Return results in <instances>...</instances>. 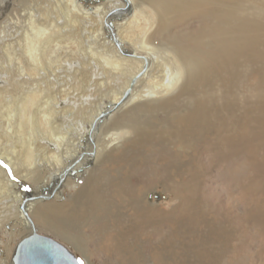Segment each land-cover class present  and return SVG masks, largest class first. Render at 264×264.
Returning a JSON list of instances; mask_svg holds the SVG:
<instances>
[{
	"label": "bare ground",
	"instance_id": "obj_1",
	"mask_svg": "<svg viewBox=\"0 0 264 264\" xmlns=\"http://www.w3.org/2000/svg\"><path fill=\"white\" fill-rule=\"evenodd\" d=\"M79 2L0 0V25L4 20L10 21L9 18L17 20L21 11L28 18L17 43L24 46V51L14 53L10 60L17 71L41 78L48 76L52 80L47 79V83L55 89L69 85L59 69L66 75L70 68L62 63L55 65L57 60H53L49 44L53 41L56 49L62 48L63 38L67 43L77 44L68 32L72 33L78 23L89 38L82 51L91 56L96 71L99 69L114 83L106 93L110 98L101 99L89 112H85L83 105L79 109L71 108V104L59 108L60 98L44 102L50 108V116L61 115L70 124L64 131L55 132L56 126L46 136H39L47 143L35 138L36 144L24 140L19 142V148L11 138L14 121L19 117L29 125L34 124L36 118L30 108L37 102L40 86L34 85L30 91L22 87L24 91L14 100L2 98L0 89V156L13 161L18 171L37 185L36 194L22 200L0 168V244L6 245V254L0 247V264H13L17 244L33 233L41 234L39 224L63 234L93 264L94 252L88 255L81 229L92 216L101 217L104 224L111 226L107 234L98 235L101 244L132 263L135 257L129 250L133 242L127 241L148 230L155 241L165 240L162 244L165 251L178 249L184 256L182 264H224L222 243L214 236L219 235L225 241L229 230L222 223H216V227L205 223L198 204L201 201L196 200L202 188L201 179L207 172L197 171L193 162L224 161L228 173L245 167L248 170L252 162L245 150L264 140V0H92L90 8ZM39 4L50 12L44 14L47 19L44 23L41 12H37L39 22L34 15V6L36 9ZM53 14L62 18L61 24L51 19ZM6 33L5 26H0L3 43L7 41ZM10 45H4L5 50L16 51L13 41ZM3 70L0 67V74ZM1 75L0 83L6 85L11 84V75L16 77V74L6 78ZM80 77L70 78L80 84ZM250 77L254 82L247 85ZM244 85L246 89L242 92ZM43 118L49 121L47 116ZM20 126L21 123L17 132ZM87 135L94 143L88 153L81 154L79 141ZM210 142L216 144L210 154L204 157L193 154L196 148H209ZM141 147L151 149L144 159ZM174 147H180L186 156L177 158ZM141 162L151 163L150 174L142 176L137 167ZM119 163L129 166L125 180L110 175L113 172L108 170ZM71 167L88 169L87 178L74 195L60 203L56 200L58 190L72 185L68 179ZM174 173L181 180L175 179ZM155 181L179 200L177 207L163 210L146 202L147 191L153 190ZM44 186L50 188L48 195L41 193ZM243 197L248 205L249 196ZM124 210H129L127 216ZM9 220L12 225L7 223ZM195 232L201 235L194 238ZM16 235L20 238L14 243ZM204 251L208 252L209 260L204 259Z\"/></svg>",
	"mask_w": 264,
	"mask_h": 264
},
{
	"label": "rangeland",
	"instance_id": "obj_2",
	"mask_svg": "<svg viewBox=\"0 0 264 264\" xmlns=\"http://www.w3.org/2000/svg\"><path fill=\"white\" fill-rule=\"evenodd\" d=\"M78 1H80L79 3H82L85 7H88V8H90L92 6L91 4L93 3L92 0H78ZM16 5H18V2H16ZM36 9H38V10H36ZM36 9L34 6V10L36 12L34 15H36V20L39 22V17L37 15V12H41L43 14V16H42V18L40 17V19L42 20V21L41 20L40 21H41V23H44L45 20H47L46 17L44 16V14L50 13V12H47L49 10L44 9V5H41V4H39V6H37ZM23 14H24V11H21L20 16L18 17L17 20L16 19L11 20L9 18L8 20H10L11 22L10 21L7 22V20L6 21L4 20L3 22H1L2 24L0 25V26H5V29H7V32H8V33H6V34H8L7 41H5L4 43L2 41H0V49H2V51L0 50V52H1L0 53V55H1L0 56V60H1L0 61V67L4 68V70L1 73L2 75L1 74L0 75H1V77L6 78L7 76H9L11 74H16V77H15V75H11V84L10 85H6L5 82L0 83V89L3 90L2 98L9 99V97H10V99L14 100L18 97V95H20V92L24 91L22 89V87H25L26 91H28V89L30 91L34 88V85L38 84L40 86V88H38V90H39V93H41V96L39 93L37 94L39 96L37 99V102L33 108H30V111L31 110L33 111L34 118H36V119H34V124L29 125V124H27L26 120H24V118H22L20 120L19 117L16 118V120L14 121V126H15L14 134H12L13 136L11 135V138L15 141L14 145H16L18 148L20 147L19 142H22V141L24 142V140H25L24 143H29V142L33 141L36 144L35 138L38 141H40V140H42L40 138L42 135L46 136L47 132L52 131L56 126L58 128H55L54 131L60 132V131H64L66 126H68L70 124V120L66 117H62L61 115H57L56 117L53 118V115L50 116L49 115V113H51V111L49 110L50 108L46 104H43L44 102L47 103L48 101L54 100L55 98L56 99L60 98L61 100L60 99L58 100L59 101V103H58L59 108L70 107L69 104H71V108L79 109L81 107V105H83V107L85 106V108H84L85 112H89L90 109H95L96 106L99 105V103L101 102V99L108 100L110 98V97H108L110 95H107L106 93H107V91L109 92L110 90H112V87L114 86L113 81L108 80L107 76L105 74H102L99 69H97V71H96L97 66H95L94 63L92 62V60L90 59L91 56L86 55L85 54L86 52L82 51V49L85 48V45H88L89 38H88V35H86V34H88L86 32V30H84L83 27L79 26L78 23L74 26V29L72 32L73 34L68 32L69 34H71L70 37L74 38L77 41V44L72 43V41H69L70 43H67L64 40L65 38H63L61 41L62 42L61 43L62 48L57 47V49H56L54 46L55 42L51 41V43L49 44L51 47L50 48L51 51H49V52H51L52 55L55 57V58L53 57V60H55V61L57 60L55 65H59L62 63L61 65H65L66 67L70 68V71H66L67 76H70L71 74H73V75H77L79 77L81 75L80 78H82V80H81L80 84L74 83L72 78H70L73 75H71L70 77H67L66 75H64L62 73V71L60 69H59V72L61 73V77L62 78L64 77L65 81L69 85H67V86L64 85L62 87H58V89H55L52 84L49 85V83H47L48 80H52L51 78L49 79L48 76L46 78L45 77L41 78V77L34 75L35 76L34 77L32 75L33 73L29 76V74L23 75L24 73H22L21 70L17 71V69L14 68L13 65H11L10 60H11V57L14 55V53L17 54V52L18 53L21 52L20 50L24 51V46L17 45L19 37H22L23 32H24L23 28H21V27L24 24V20L28 19V18L24 17ZM52 16H51V19H55V20H57V22L59 24H61L60 20L62 18L58 19L57 17H55L54 14ZM4 22H6V23H4ZM9 23L10 24L12 23V24L10 25ZM19 23H21V24H19ZM11 31H12V33H11ZM15 31H16V33H15ZM18 31L20 33H18ZM68 33L66 34V36H69ZM11 34H14V35L11 36ZM11 41H13L14 44L16 45L15 46L16 51H13L12 49L9 50L8 48L5 50L4 45H6V47L11 46L10 45ZM52 43H54V44H52ZM130 45H131V47L133 46L132 44H128L129 47H130ZM18 47H19V50H18ZM94 50H99V49L97 47H94ZM74 51H76L75 54L73 53ZM10 53H11V56H9ZM5 60H7V61H5ZM67 61H69V62H67ZM44 63H46V62L44 61ZM69 63H71L73 66L72 67L69 66ZM79 66H81V67H79ZM28 68H30V66ZM76 69H78V70H76ZM68 73L70 75H68ZM98 76H100V78ZM108 77H109V74H108ZM67 78L71 81H69ZM97 78H99V81ZM16 79H18V80L13 82V80H16ZM29 81H30V83H28ZM251 81L253 83L254 78L250 77L249 81H247L246 84L247 85L252 84ZM35 82H37V83H35ZM23 85H25V86H23ZM143 85H144V83L142 85H140L141 88L139 87V89L142 90ZM2 86H6V87H2ZM13 86H15V87H13ZM76 86H77V88H76ZM245 89H246V86L244 85L242 92H244ZM44 91H45V93H44ZM90 92H91V94H89ZM31 95H32V93L30 94V96ZM55 95H56V97H55ZM71 95H73V97H71ZM67 101H68V103H67ZM97 101H98V103H97ZM36 106H37V108H35ZM43 112H47L46 115ZM40 113H41V115H40ZM46 116L49 119V121L46 120V118H43ZM21 121H23V122H21ZM60 121H61V123H60ZM62 121H64V122H62ZM19 123H21L20 132H17L16 130H17V126L19 125ZM41 123H43V124H41ZM242 123H243V121H242ZM38 124H39V126H38ZM22 126H23V128H22ZM30 130H32V131H30ZM239 131L241 132V130H239ZM15 136H17V137H15ZM19 138L21 141L19 140ZM4 139L5 138L3 137V140ZM12 139H11V141H13ZM75 140H76V136H75ZM259 140H260V138H259ZM261 140L258 141L257 143L254 142L255 146L247 147V150H245L247 152V154L249 155V159L252 162V164L248 170H247V167H245V168H241V170L239 168L238 171H236L234 173H228L227 167H226V162H224V161L219 162V163H217L215 161L210 162L208 160L207 161L198 160V161L193 162V166L195 167V169L197 171L205 169V171L207 172V174H205V176H203L201 179L202 188H200V192L198 193V196L200 197V199L197 196L198 199L196 200L197 202L201 201L198 204H199L200 212H201V214H203L202 216H203L205 223L208 222V225H207L208 227H216L215 226L216 223L217 224L222 223V227L229 230V232L226 235L227 241L226 240L223 241V238H220L219 235L214 236L219 242L221 241V243H222V247H223L222 261L224 262V264H264V180H263V177H264V140H262V141ZM42 143H47V141L42 140ZM79 143H80V147H79L78 152L81 154H86L91 150L90 147L92 146V143H94V141H93V138L91 136L87 135L84 139L80 140ZM215 146H216V144L214 142H210L209 148H206V149H197L196 148L195 151H193V154L198 155L200 157H204L205 155L210 154L211 149H214ZM82 147H83V150H82ZM174 149L175 150L173 153H174V155L177 156V158H182V157L186 156V155L183 156V154H185V153H182L183 150L180 147H174ZM222 149L224 151L226 149L224 143L222 145ZM85 150H87V151H85ZM140 151H141V155L143 156V159L148 154L151 153V149L149 147H141ZM202 151H203V153H202ZM144 153H145V155H144ZM203 161L205 163H203ZM149 163H142L141 162V163H139V165H137L140 172L142 173V176H145V174H150L152 172V169H150V167L152 165H151V163L150 164ZM119 164H120L119 166L118 165H112L111 167L108 168V170L111 173L113 172L110 175H112V176L117 175V176H120L119 178L123 177V180H125V178L127 177V175H129V172H130V170H128L129 166L126 164H123V163H119ZM124 166L126 168H124ZM0 168L3 170L5 177H7V180H9L13 183L14 190L20 194L22 200L30 197L31 195L36 194V192H37L36 183L33 182L32 179H28V178L24 177V173H22L21 171L20 172L18 171V169H17V167L13 161L9 162L5 158H1V156H0ZM110 169L113 171H111ZM144 169H145V171H144ZM71 170H72V172L71 173L69 172L68 179L71 181L72 185L71 184H69L67 186L65 185V187L63 186L64 188L61 187L62 189L60 188V190H58L56 200L59 201L60 203L65 202L69 196L74 195L76 193L77 188L81 187L83 185L82 183H84V181L87 178L86 173H87L88 169H86L85 167L77 168V169L76 168L74 169L73 167H71L69 169V171H71ZM215 171H216V173H215ZM127 172H128V174H127ZM211 172H213V173H211ZM174 178L178 179V181L181 180V178L179 176H175V173H174ZM204 180H205V182H204ZM224 184H226L227 186ZM234 184H236V185L234 186ZM44 187H46V188H44ZM44 187L41 188L42 189L41 193L43 195H48L50 188H48V186H44ZM152 187H153V190L147 191L146 202L148 204H150L152 206L153 205H159L160 208L163 210H170L171 208L177 207L179 200L177 198H175L174 196H172L169 192H167L160 184H158V182L155 181V184ZM205 190L208 192H206ZM209 190L212 192H209ZM237 190L239 193L236 192ZM240 193H241V195H240ZM216 194H217V196H216ZM243 195H245L246 197L249 196V200L252 203L250 202L247 205L246 204L247 200L246 201L244 200ZM57 197H58V199H57ZM150 197H151V201H149ZM200 204H201V206H200ZM173 205H175V206H173ZM249 210H251V211H249ZM254 210L257 212H255ZM124 212L123 213L125 214V216H127V213L129 212V210L128 211L124 210ZM207 213H208V216H207ZM244 213H247V215ZM258 216H260V217H258ZM99 219L95 216H92L87 220L85 225L81 226V229L83 230L84 237H85L83 239L84 243H85V247H86V249H88L86 251L87 252L89 251L88 255H90L91 252L92 253L94 252L93 256H92L93 264H95V263L96 264H108V263H110V264H137L138 261H139L138 264H146V263L147 264H173V262H176V264H182L183 263L182 258L184 256L181 255V253L178 249L175 248V249L170 250V251L169 250L165 251L162 248V246H163L162 244L165 240L155 241L153 234L148 230L140 231L141 233L139 232L140 234L137 235L139 237L136 236L135 238L129 239L130 241H127V242H129V244H131L133 242L132 243L133 247L129 250V252L134 253L133 256L135 257V262L132 263V261H130L129 259L126 260L124 258H120V256L117 253H115L114 251L110 250L107 247L105 248L103 246V244H101L102 242H100L97 239L98 235L104 236L105 234H107V232L111 228V226L109 224H107V225L104 224V222H105L104 219H102L101 217H99ZM206 219H207V221H206ZM7 223L12 225V220H9V222H7ZM253 224H255V225H253ZM104 225H105V228H104ZM95 226H97V227L95 228ZM219 226H221V225H219ZM39 227H40V231L42 233L49 235V236L57 239L58 241L62 242L64 245H66L79 258V260L81 262H83V264H90L89 261L87 260V258L83 255V253L76 248V246L73 244L72 241L64 238L65 236L63 234L58 233L57 231L54 232L53 230L43 226L42 224H39ZM202 227H203V224L200 225V228H202ZM100 228L101 229L103 228V229L100 230ZM92 232L95 233L94 236H93ZM90 233H92V234H90ZM96 234H97V236H96ZM102 234H104V235H102ZM200 235H201V233L195 232L193 236H194V238H197V236H200ZM16 236H15L16 238L14 237V240H13L14 243H16L20 238L19 235H16ZM143 238H145V239H143ZM148 238H150V239H148ZM151 239L153 240V242ZM96 241H99V242L97 243ZM90 244H92V245H90ZM147 246H149V247H147ZM0 247H2V249L4 250V254H6L5 242L1 243ZM90 250H93V251H90ZM174 250H175V252H174ZM141 251L143 253H141ZM202 255L204 256V259L209 258L207 251H204L202 253ZM247 255L248 256L250 255V257H247ZM123 256L125 257V255H123ZM245 257H247V258H245ZM114 259H117V262L114 261ZM141 259H142V261H141ZM151 259H153V260H151ZM104 260H105V263H104Z\"/></svg>",
	"mask_w": 264,
	"mask_h": 264
},
{
	"label": "water",
	"instance_id": "obj_3",
	"mask_svg": "<svg viewBox=\"0 0 264 264\" xmlns=\"http://www.w3.org/2000/svg\"><path fill=\"white\" fill-rule=\"evenodd\" d=\"M11 260L13 264H81L69 248L37 233L19 241Z\"/></svg>",
	"mask_w": 264,
	"mask_h": 264
},
{
	"label": "snow or ice",
	"instance_id": "obj_4",
	"mask_svg": "<svg viewBox=\"0 0 264 264\" xmlns=\"http://www.w3.org/2000/svg\"><path fill=\"white\" fill-rule=\"evenodd\" d=\"M81 264H83V262H81Z\"/></svg>",
	"mask_w": 264,
	"mask_h": 264
},
{
	"label": "flooded vegetation",
	"instance_id": "obj_5",
	"mask_svg": "<svg viewBox=\"0 0 264 264\" xmlns=\"http://www.w3.org/2000/svg\"><path fill=\"white\" fill-rule=\"evenodd\" d=\"M19 241V240H18Z\"/></svg>",
	"mask_w": 264,
	"mask_h": 264
}]
</instances>
